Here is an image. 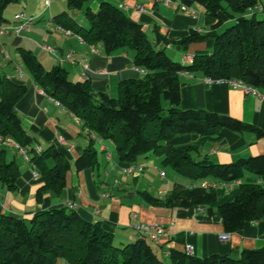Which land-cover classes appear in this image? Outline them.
Returning <instances> with one entry per match:
<instances>
[{"label":"trees","instance_id":"trees-1","mask_svg":"<svg viewBox=\"0 0 264 264\" xmlns=\"http://www.w3.org/2000/svg\"><path fill=\"white\" fill-rule=\"evenodd\" d=\"M18 0H0V26L8 22L3 11ZM190 7L200 4L204 13L214 17V27L221 24L220 13L234 20L212 37L210 52L193 55L190 63L173 60L161 42L169 43L157 27L149 39L144 26L128 17L119 7L101 1L93 11H83L87 25L79 24L66 10L51 20L64 30L82 38L83 42L100 43L105 52L127 49L133 52V64L144 71L141 76L119 81L117 96L104 91L93 96L88 79L72 81L60 65L43 67L28 49L20 47L22 60L30 72L34 85L70 111L84 129L96 138L110 140L122 163H133L138 156L156 154L182 176L194 182L213 178L217 182L240 180L244 172L264 178V153L238 158L230 163H216L209 159L194 160L190 150L166 144L174 136L187 133L199 135L195 146L208 139L219 140L222 130L236 133L256 132L260 129L228 114L203 109L180 108L181 73L202 72L212 80H235L264 88V18L256 14L246 16L258 0H178ZM84 0H67L69 9L81 8ZM225 3V5H224ZM207 35L190 30L178 41L187 45L204 41ZM28 86L0 73V134L26 149L30 163L42 178L36 197L44 190L59 193L65 185L69 161L66 155L51 145L37 152L31 137L23 128L19 111L27 112ZM162 100L167 103L164 108ZM96 162L94 139L75 159L80 171ZM18 177L15 160L6 161L5 147L0 148V181L12 189ZM144 199L158 205L187 208L211 204L216 200L213 186L174 185L164 198L142 193ZM225 232L240 229L246 222L264 218V180L241 183L239 194L218 206ZM162 258L149 240H136L116 245L113 234L99 221H88L75 210L57 207L36 211L24 219L0 214V264H55L63 259L70 264H264V246L243 249L239 256L210 254L198 257L183 250L169 248Z\"/></svg>","mask_w":264,"mask_h":264},{"label":"crops","instance_id":"crops-1","mask_svg":"<svg viewBox=\"0 0 264 264\" xmlns=\"http://www.w3.org/2000/svg\"><path fill=\"white\" fill-rule=\"evenodd\" d=\"M35 1L38 3L37 9L26 12L30 3ZM101 1L117 7L124 5L120 9L128 17L141 23L145 30L150 31L152 40L154 28L157 27L169 41L161 42L158 47L169 48L180 62H183L186 54L210 52L212 37L223 24L232 20L220 13L222 22L214 27L216 19L205 14L203 7L192 4L189 7L191 13H185L167 6L164 0H87V7L95 11ZM17 3L15 14L24 12L25 15L27 13L34 16L35 20L28 30L23 31L25 34L22 38L15 35V49L10 46V33L0 34V43L9 56L5 59L0 52V73L22 81L29 88L28 111L21 110L18 116L31 137V146L39 148L40 151L51 145L55 146L66 155L70 166L63 189L59 193L44 190L40 199H37L36 194L42 185V178L32 176L35 167L15 147H5V159L15 160L18 177L12 189L0 181V214L28 219L38 210L68 207L85 220L99 221L105 229L112 232L114 241L119 244L132 242L140 237L135 228L138 224L161 226L167 230V235L159 243L149 242L162 256L166 255L165 251L169 248L183 250L186 244L191 246V254L198 257L210 254L237 257L243 249L264 246V218L246 222L237 231L229 233L227 240L219 239L225 231L218 214V206L233 200L240 192L241 183L264 180L252 173L244 172L240 180L231 183L217 182L213 178L203 180L212 184L216 193V200L207 205L169 207L144 199L143 192L164 198L176 184L189 187L202 182H194L177 173L170 165L162 162L161 155L145 154L138 156L133 163L120 162L110 140L99 139L89 133L70 111L34 85L19 48L30 50L46 69L60 65L72 81H82L81 68L86 63L89 67L88 82L95 96L100 91L112 96L120 80L141 76V73L134 70L133 52L116 49L107 53L100 43L90 45L80 41L77 35L64 30L51 20L58 12L52 13L50 10L51 14L44 17L51 3L46 9H42L40 0H18ZM257 4L262 7L261 11L247 10L245 15L256 14L264 18V0H258ZM14 22L8 19L6 24ZM39 22L42 24H38ZM190 30L207 35V38L187 45L178 44ZM34 37L45 41L42 45L48 43L56 53L46 51L43 46L40 49L35 47L31 42ZM92 47L96 48V53L91 51ZM69 54L72 55L71 60L66 59ZM179 82L180 108L228 114L254 125L262 134L250 131L236 133L225 129L222 130L219 140L208 139L197 146L195 145L199 141V135L196 133L176 135L166 144L178 149L190 147L194 160L206 158L216 163H230L238 158L264 153V88H257V94L245 93L242 88L233 87L227 82H207L202 72L181 73ZM60 137L63 142L59 140ZM90 139H94L96 162L93 166L78 171L74 166L75 159L88 146ZM161 171L164 172L163 176L160 175ZM55 264L70 263L58 259Z\"/></svg>","mask_w":264,"mask_h":264},{"label":"built area","instance_id":"built-area-1","mask_svg":"<svg viewBox=\"0 0 264 264\" xmlns=\"http://www.w3.org/2000/svg\"><path fill=\"white\" fill-rule=\"evenodd\" d=\"M164 3L167 6H171L177 10L183 11L185 13H191V10L188 6L180 3V2H176L175 0H164ZM40 4L42 9H46L49 7L50 5V0H40ZM124 7V5H120L119 8ZM139 9H141V6H138ZM257 10V11H261L262 7L259 6L258 4L254 5L252 8H249V10ZM35 17L34 16H26L24 14V12H18L14 15V23H10V24H6V25H1L0 26V34H8V33H14L15 35H20L21 32L26 31L29 29V27L34 23ZM78 39L80 41L83 42L82 38L77 36ZM43 49H45L46 51L55 54L56 50L53 47L50 46H46L43 45ZM91 51L93 53H96L97 50L96 48L92 47ZM0 52L3 55V57L5 59H8L9 56L6 52V50L4 49V47L2 46V44L0 43ZM66 59L71 60L72 59V55L69 54L66 56ZM193 60V55L191 54H186L183 56V62L185 63H190ZM134 70H136L137 72L143 74L144 71L138 67H136L134 65ZM88 71H89V67L88 65L82 64V68H81V73L80 76L82 78V80H87L88 79ZM205 80L207 82H227L229 83L231 86L233 87H240L243 89V91L245 93H250V94H257V88L243 84L239 81H235V80H227V81H223V80H212L209 79L207 77H205ZM61 142H63V139L60 137L59 139ZM2 147H15L20 154L23 156V158L30 162V156L28 154V152L26 151L25 148H23L22 146H20L18 143L6 138L5 136L0 134V148ZM37 152H40L39 148H35ZM139 169H141L139 167ZM130 170H132V168H130ZM160 175H164V172L161 171ZM32 176L34 178H38L39 177V173L36 169H34L32 171ZM202 187H209V186H213L212 184L206 183V182H202L200 184ZM135 228L139 231L140 233V237L145 238L146 240L152 241L154 243H159L160 239L162 237H164L165 235H167V230L161 226H157V225H142V224H138L135 226ZM229 238V233L225 232L223 234H221L219 236L220 240H227ZM184 251L191 254V246L189 244H186L184 247ZM165 254H168V251H165Z\"/></svg>","mask_w":264,"mask_h":264},{"label":"rangeland","instance_id":"rangeland-1","mask_svg":"<svg viewBox=\"0 0 264 264\" xmlns=\"http://www.w3.org/2000/svg\"><path fill=\"white\" fill-rule=\"evenodd\" d=\"M39 1V0H38ZM50 3H51V7H49L48 8V10L44 13V17L45 18H47L48 17V15H49V13H50V10L51 11H53L52 13H54V12H61L62 10H66V11H68L73 17H74V19L79 23V24H83V25H87V21H86V19H85V16H84V13H83V11H84V9L88 6V2H87V0H84V2H83V6L81 7V8H73V9H69L68 8V6H67V0H50ZM18 5V3H17V1L16 2H13V3H11V4H9L8 6H6V8L4 9V11H3V15H4V17L5 18H7V19H9L10 21H12V20H14L13 19V17H14V15H15V7ZM224 5H225V3H224ZM37 6H38V3H37V1H35V3H30V8H28V9H26V12H31V10H36L37 9ZM194 6H201L200 4H198V3H194ZM18 7V6H17ZM202 7V6H201ZM40 9V8H39ZM55 9V10H54ZM21 10V9H20ZM33 11V12H34ZM51 14V13H50ZM26 16H31L30 14H27L26 13ZM234 22V20H231L230 22H228V23H225V24H223L222 25V27H221V29H219V31H218V33L219 32H221V31H223L224 30V28L225 27H227V26H229L230 24H232ZM38 24H42V23H38ZM32 26V25H31ZM30 26V27H31ZM145 32H146V34H147V37L149 38V39H151L152 37H151V32L150 31H148V30H145ZM24 34H25V32H23V33H21L20 35H18L19 37H21L22 38V36H24ZM10 37H12V39H11V42H10V46H12L14 49H15V45H14V43H13V41H14V37H15V34L14 33H10ZM16 41V40H15ZM22 41V40H21ZM31 42L33 43V45L35 46V47H38L39 49L41 48V46H43L42 44H43V42L45 43V41H41L40 39H36L35 37L34 38H31ZM22 46H24V47H26L25 46V44H21ZM44 45H46V46H50V45H48V43H46V44H44ZM50 47H52V46H50ZM164 50H165V53L170 57V58H172L173 60H177L178 61V58L177 57H175L174 55H173V53L170 51V49L169 48H167V47H164ZM130 52H131V50H130ZM47 53V52H46ZM47 55H49V54H47ZM51 55V54H50ZM51 57V56H50ZM44 67V66H43ZM45 68V67H44ZM50 67H47V69H49ZM115 96H117V86H116V88L114 89V93H113V95H112V97H115ZM162 105L164 106V108L167 106V103L164 101V100H162ZM6 148H8V147H6ZM164 169H167V168H164ZM159 178H158V176H156V180H158ZM114 243L116 244V245H119V243L118 242H116V240L114 241ZM152 246H153V244L152 243H150ZM155 249V248H154ZM156 253L158 254V256L159 257H163L159 252H157V250H156Z\"/></svg>","mask_w":264,"mask_h":264},{"label":"water","instance_id":"water-1","mask_svg":"<svg viewBox=\"0 0 264 264\" xmlns=\"http://www.w3.org/2000/svg\"><path fill=\"white\" fill-rule=\"evenodd\" d=\"M93 96H95V94H93Z\"/></svg>","mask_w":264,"mask_h":264}]
</instances>
